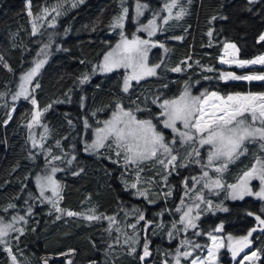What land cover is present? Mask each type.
<instances>
[{
    "label": "trees",
    "instance_id": "obj_1",
    "mask_svg": "<svg viewBox=\"0 0 264 264\" xmlns=\"http://www.w3.org/2000/svg\"><path fill=\"white\" fill-rule=\"evenodd\" d=\"M30 2L32 17L28 15L29 0H0V56H3L0 93H4L0 97V219L11 222L14 216H24L27 220L23 225L24 234L18 235V240L12 236L8 241L17 264H42L44 258L49 264H64L59 256L68 253H71L68 256L77 258L74 264H143L140 256L145 243L148 246L154 244V248L158 249L154 257L151 253L149 262L162 264L163 259L176 254V249L181 248L184 240L190 241L195 249L192 259L200 254V250L207 252L211 247L209 233L215 222H224L226 231L236 235L252 228L253 217L261 216L263 203L253 199L230 202L224 201L225 197L220 205L228 210L220 212L218 206L212 203L214 207L210 208L208 216L212 221L206 226L200 225L203 235H196V230H182L175 206L180 202V192L186 191L180 183L190 181L192 174H161L163 172L158 165H141L145 170L139 173L140 176L154 177L159 181L160 177L169 176V187L174 189V200L169 203L175 218L172 221L165 215L162 202L150 205V198H141L136 189L126 187V176L129 174L136 181L137 171L134 166L125 167L122 156L116 157L115 152L108 148L96 155L85 152V142L91 131L84 122L87 120L89 126L98 127L111 116L116 102L126 110H135L139 105L144 109L135 112L139 118H153L152 114L160 112L158 104L163 99L178 96L186 86L195 92H264V81L225 82L219 78L221 72L230 71L219 63L225 41L237 45L240 59H253L264 54V42H257L264 33V0L255 4H249L248 0H191L190 4L187 0H178L173 15L180 6L187 9V15L181 20L172 19L168 24L161 25L163 31L157 34L156 40L164 48L158 46L151 52L150 63L161 64L158 75L133 84L127 93L122 91L123 71L104 76L92 71L120 38V29L112 30L109 24L114 16L122 12L121 0H84L76 7H72L71 0H66L61 8L63 14L55 19V27L48 26L56 15L54 12L37 21L41 25L37 35H32V21L37 15H44L43 9L51 8L57 0ZM137 3L149 7L148 17L154 13L163 17L168 15L163 10L165 0H123V7L128 9L123 31L128 35L137 27L134 13ZM209 31L213 33L211 37L207 35ZM46 44L49 46L45 49L47 62L33 82V87L36 83L40 87L32 91L29 99L14 101L12 95L20 76L36 60L44 58L38 54ZM184 61L186 63H182ZM176 66L183 70L179 73L170 71ZM207 68L213 71H206ZM255 71L264 72V68ZM83 73H87L90 79L81 84ZM32 97L37 100V108L31 104ZM157 97L159 100L154 104L153 100ZM49 105L48 111L43 112ZM34 109L42 113L35 131L39 140L44 127L48 128L46 139L41 141L43 148L33 147L30 139L32 129L27 127ZM254 154L264 157L259 145ZM254 154L249 152L229 166V183H235L241 171L251 166ZM52 156H60L61 159L52 161ZM69 160H72L71 164ZM113 160L118 162L113 163ZM49 166L61 168L58 179L63 184V199L59 207L74 212H87L89 208H94L96 215L114 216L116 219L110 230L106 218L88 221L72 216L69 220V216L57 213L52 205L40 200L35 177ZM187 191L193 194V200L198 193H204L198 186L193 188L192 183L188 184ZM216 196L211 194L205 198L219 202ZM9 204L15 207L9 208ZM29 208L31 215L28 214ZM133 208H139L143 213L155 211L158 218L161 215L155 222L145 219L153 222L155 228L166 222L163 233L159 237L145 233L143 244L141 228L143 224L145 227L148 225L145 221L137 223L136 214H126L131 213ZM212 210H215L214 214ZM248 212L254 215L249 216ZM58 215L61 216L59 220L56 219ZM261 217L264 218V215ZM173 222L177 223L179 232L173 228ZM132 224L137 227L131 228ZM128 236H135L138 243L133 244L129 240L125 244ZM132 247L136 249L134 253L130 251ZM255 250L262 253L260 264H264V234L256 241ZM0 264H12L3 245H0Z\"/></svg>",
    "mask_w": 264,
    "mask_h": 264
},
{
    "label": "snow or ice",
    "instance_id": "obj_2",
    "mask_svg": "<svg viewBox=\"0 0 264 264\" xmlns=\"http://www.w3.org/2000/svg\"><path fill=\"white\" fill-rule=\"evenodd\" d=\"M66 0H57L51 8L45 7L43 9L44 15H37L32 21V35L39 33L41 25L37 22L39 20L46 19L47 15L55 13L52 22L48 24L49 27H55L56 17L62 15L61 8ZM84 0H71L72 7H76L78 4H82ZM190 4L191 0H187ZM258 0H248L249 4H255ZM122 12L114 16L109 24L112 30L120 29L119 42L115 44L109 51L103 56L102 63L93 68V73L97 70L102 73H109L117 69H124L125 75L123 78L122 90L127 93L131 87V82L136 81L139 83L147 77L157 76V69L160 68V63L149 64V52L154 47L164 48L163 44H157L152 40V37L157 32H162L163 28L157 24V20H161L163 24H168L172 19L181 20L187 15V9L180 6L178 12L173 15V9L178 6V0H165L163 10L167 12V16H159L154 13L153 18L148 21L147 24H139V17L143 15V11L146 5L137 3L136 5V17H137V31L147 34L148 38H141L135 33L131 38L123 31L125 26V19L128 14V9L123 7V0H121ZM29 17L33 16L31 11V2L29 0ZM213 20L217 17H212ZM221 19H227V17H221ZM212 31H209L207 35L212 36ZM175 39H183V37H175ZM259 42H264V34H261L258 38ZM211 44V41L209 42ZM49 46L46 44L44 48L40 50L38 55H43V59H38L34 62V66L25 71L19 78L20 83L18 90L12 95V99L15 101L21 97L29 99L31 92L29 86L32 85L33 79L39 74L41 68L47 62L48 53L45 51ZM223 55L220 57L221 64L235 65L238 68H246L250 66L260 65L264 67V55H258L253 59H240L238 58L239 48L235 43L225 41L223 45ZM168 49L165 48V52ZM0 63H3V56H0ZM186 63V61L182 62ZM4 67H8L4 64ZM12 71L11 68H8ZM183 69L180 66H176L170 69L172 72H181ZM206 71H213L212 68H207ZM219 78L225 82L227 81H264V72H252L248 74H236L234 72H221ZM90 79L87 73L82 74L80 83L84 84ZM206 79H210L206 77ZM39 83H36L32 88H39ZM167 87V85H165ZM4 93H0V97H3ZM159 97L153 100V103H157ZM135 103V101H133ZM31 104L34 108H37V100L32 97ZM51 107H45L43 112H47ZM160 112L158 114H152L156 123L153 122V118L141 119L135 115L137 111H144L139 105L135 110H126L119 102L115 104V110L111 113V118L103 121V127L94 129L95 139L90 143H86L85 151L91 153L98 152L100 149L108 148L115 152L116 157H123V164L125 167L129 165L134 166L137 171L136 183L130 185L131 188H137V184L141 182L139 173L145 169L141 165L148 164L149 167L160 165L164 170L171 174L178 166L187 167L186 163L176 164V161L180 157V148L185 145H192V149L187 153L185 159L194 163H201L200 160H192L193 153L196 157H200V149L208 146L207 150V163L203 164V175L199 179L193 177L192 179L199 183L200 180L205 179L204 187L211 192L213 189H226L228 195L233 200H243L246 196H253L259 200L264 201V157L255 156L254 163L251 167L241 171V174L236 177L235 183L226 184L223 179V174L227 172L230 164L235 163L241 156L246 155L248 152V144H259L260 151L264 152V92H247V93H226L221 94L218 91H202L199 95H193L189 88L186 86L184 90L178 95L171 98L163 99L158 104ZM40 111H33L31 122L27 124V127L31 130L34 124L40 123ZM11 116H9V120ZM7 123V121H5ZM163 125L164 129H170L173 133V137L170 141L166 140V136L162 130H158V125ZM85 127H89L88 121L84 122ZM48 128L44 127V134L41 135L38 141L35 138V134L30 131V139L33 147L43 148V141L46 139ZM177 137L179 138L177 140ZM179 144L180 147H174ZM198 145V147L196 146ZM59 141H57V147H59ZM49 155L51 152L49 151ZM60 156H52V161L60 160ZM73 160L75 157L72 158ZM111 159V157H109ZM113 163H117L118 160H113ZM148 162H153L149 164ZM51 163V161H49ZM69 164L72 160L68 161ZM171 169V171H169ZM206 169H212L216 173V178L213 179L209 176V172ZM61 171L60 168L52 166L45 170L44 175L36 176V185L39 188L40 197L52 205L53 209L57 213H63L69 217L79 216L88 221L101 220L106 218L109 221V230L111 224L115 222V217H103L102 215H96L94 208H89L87 212H74L71 210H65L59 207L60 200L63 199L61 193L63 186L54 178L55 174ZM82 171V169H81ZM77 175L79 173H76ZM167 182V176L164 177ZM259 181V188L257 191L253 190L252 181ZM128 187L129 185H127ZM185 195L188 194V182L184 181ZM47 191L51 192V197L46 196ZM137 194L147 199V190H138ZM171 191L164 193L165 196H171ZM207 203L208 207H212V201L206 200L202 193H198L193 201L192 206H186L187 210L182 211L181 208H177V212H181L179 223L184 226V229L197 228L196 221L199 219V214L193 216L192 212L195 209H199V204ZM152 203L153 201H149ZM181 205L184 206V200L181 199ZM9 208H14V204H9ZM220 207V206H218ZM6 210V209H5ZM220 210L227 211L228 209L220 207ZM264 212V207L261 208ZM28 214L31 215V209L29 208ZM128 215L136 214L137 223L139 221H145L148 226H151V221H147L143 212L139 208H133ZM249 216H253L254 213L248 212ZM57 220L61 219V216L56 217ZM255 220L260 226L259 228H252L247 235L240 237H233L229 235L227 240H223L215 235L209 233V239L212 241V247L208 248V256L206 258L197 257L191 261V264H215L216 251L219 248L226 247L228 251L232 253L233 259H235L239 253L243 252L245 248H248L252 244L250 239L254 232H264V218L260 215H255ZM13 222H5L0 219V245L4 246V250L8 252L11 257L12 264H17L16 256L12 254L9 242L5 239L12 232H18L20 235L24 234L23 227H16V223H27L24 216H14ZM173 228H176V222H173ZM135 229L136 224L130 225ZM216 232L223 231V225L215 229ZM199 235L200 233H195ZM169 237L172 233H168ZM19 239V236L16 237ZM129 240L133 244L138 243L135 236H128L125 239V244L129 243ZM191 242L184 240L181 242V247H186ZM199 247V245H195ZM131 252H135L136 249L132 247ZM71 254V253H68ZM149 246L147 243L143 245V255L140 259L143 261L146 257L150 256ZM185 259L190 257L192 253L190 251H184L181 253L180 248L176 249L175 261L176 264H180V256ZM257 258V251L251 252V254H245L244 261H248L249 264ZM43 264H48L46 258L43 259ZM68 264H72L71 260ZM242 264V262H241Z\"/></svg>",
    "mask_w": 264,
    "mask_h": 264
},
{
    "label": "rangeland",
    "instance_id": "obj_3",
    "mask_svg": "<svg viewBox=\"0 0 264 264\" xmlns=\"http://www.w3.org/2000/svg\"><path fill=\"white\" fill-rule=\"evenodd\" d=\"M141 5H145V4H142V3H140ZM148 12H149V7L146 5V8L144 9V11H143V15H141L140 17H139V24H147L148 23V21L150 20V19H152L153 18V15L152 16H147V14H148ZM135 23L137 24V17H136V7H135ZM157 14H159V13H157ZM159 16H161V14H159ZM157 24L158 25H162L163 24V22L161 21V20H157ZM137 27H138V24H137ZM137 27H136V29H135V31L134 32H132L130 35H128L127 33H125L126 35H128L129 36V38H131V36H132V34L133 33H135L136 35H139L141 38H148L147 37V34L146 33H143V32H138L137 31ZM159 32H157V34H158ZM157 34L155 35V36H153L152 37V40H154V41H156L157 42V44H158V41L156 40V36H157ZM264 34V33H263ZM117 42H119V40L117 41ZM116 42V43H117ZM115 46V45H114ZM113 46V47H114ZM158 47V46H157ZM157 47H154V48H152L151 50H150V52H149V64H151L150 63V56H151V52L155 49V48H157ZM261 55H264V54H261ZM102 61H103V58H102V60L100 61V63H102ZM99 63V64H100ZM219 63H220V57H219ZM46 64V63H45ZM221 64V63H220ZM221 65H223V66H226V67H228L229 69H230V71H224V72H234V73H236V74H248V73H252V72H257V73H259V71H255V69H260V68H264V67H262V66H260V65H255V66H250V67H246V68H243V69H241V68H238V67H236L235 65H228V64H221ZM34 66V65H33ZM32 66V67H33ZM45 66V65H44ZM44 66L41 68V70H40V72L42 71V69L44 68ZM158 70H159V68L157 69V75H158ZM118 71H123L124 72V75H125V70L124 69H117V70H114V71H112V72H109V73H102V72H100V71H96L97 72V74L98 75H102V76H104V75H110V74H113V73H115V72H118ZM40 72H39V74H40ZM38 74V75H39ZM37 75V76H38ZM36 76V77H37ZM35 77V78H36ZM156 77V76H155ZM155 77H147V78H145L144 80H148V79H152V78H155ZM35 78L33 79V81H32V85H30L29 86V90H30V92H31V94H32V88H33V82H34V80H35ZM144 80H141L140 82H142V81H144ZM237 82H246V81H237ZM253 82H260V81H253ZM19 83H20V80H19ZM19 83H18V85H19ZM135 83H137L136 81H132L131 82V87L133 86V84H135ZM246 83H249V82H246ZM18 85H17V88H16V91L18 90ZM130 87V88H131ZM122 88H123V86H122ZM130 90V89H129ZM189 90L192 92V94L193 95H199V93L200 92H202V91H200V92H195L192 88H189ZM123 91V90H122ZM124 92V91H123ZM20 99H24L23 97H21V98H19V99H17V101H19ZM16 101V100H15ZM33 111H36L35 109L33 110ZM32 114H33V112H32ZM32 114L30 115V122H31V119H32ZM136 115V114H135ZM137 116V115H136ZM138 117V116H137ZM111 118V116H109L107 119H110ZM139 118V117H138ZM107 119H105V120H107ZM141 119H148V118H141ZM105 120H103V121H105ZM153 122L154 123H156L154 120H153ZM38 125L39 124H34V126H33V128H32V133H34L35 134V131L37 130V127H38ZM98 127H103V122L98 126ZM98 127H94V126H89V129H90V131H91V134H90V137L86 140V142H85V145H86V143H88V144H90L94 139H95V135H94V129L95 128H98ZM158 130H162L163 131V133L165 134V136H166V140H168V141H170L171 139H172V137H173V133L171 132V130L170 129H164L163 128V125H162V123L161 124H159L158 125ZM41 135H44V133H40V135H39V138L41 137ZM35 138L39 141V139H38V137H37V135L35 134ZM179 138L177 137V140H178ZM257 145H259V144H248L247 145V147H248V152H247V154L246 155H243V157L244 156H247L248 155V153L249 152H253V154H254V152H255V149H256V147H257ZM197 147H198V145H196ZM174 147H177V148H179L180 147V145L179 144H177V145H174ZM105 149H107V148H103V149H100L98 152H94V153H89V152H87V151H85L87 154H89V155H96V154H99L101 151H103V150H105ZM191 149H192V145H185L183 148H180V153H181V155H180V157L178 158V160L176 161V164L177 165H180L181 163H186L187 164V167H177L174 171H171V169H169V171H171L173 174H176V175H182L183 173L184 174H186V173H191L192 175H191V177L189 178V180L190 181H187L188 182V184H191L192 183V186H193V188L194 187H196V186H198V188L201 190V191H203L204 193H202L203 195H204V197H206L207 195H211V194H215V195H217L215 198H217L216 200H218L219 202H212L213 203V205L216 207V206H220V207H223V208H225L224 206H222V205H220L221 204V200H224V198H225V200L224 201H230V202H243L244 200H247V199H253V200H255V201H259V202H261V203H263V205H262V207H264V201H262V200H259V199H257V198H255V197H253V196H246L243 200H239V199H237V200H233V199H231L230 198V196L228 195V190H226V189H213L211 192L209 191V189H207V188H205L204 187V183H205V180L207 179V178H205V179H202V180H200V182L199 183H196L192 178L193 177H195V178H197V179H199L200 177H202V175H203V164H206L207 163V150H208V146H205L204 148H201L200 149V152H201V155H200V157H196L195 156V154L193 153V156H192V160H200L201 161V163H194V162H190L189 160H187V159H185L186 157H187V153L188 152H190L191 151ZM254 157H255V154H254V156L252 157V161H251V166H252V164L254 163ZM241 158H242V156H241ZM240 159V158H239ZM238 159V160H239ZM237 160V161H238ZM236 161V162H237ZM149 163H152V162H149ZM192 165H194V166H192ZM232 164H230L229 166H231ZM159 166V168L161 169V171L163 172V173H161V174H167L168 175V171H166V170H164L163 169V167L162 166H160V165H158ZM196 166H197V168H196ZM250 166V167H251ZM52 166H49L47 169H49L50 170V168H51ZM229 168V167H228ZM61 169V168H60ZM208 172H209V176L211 177V178H213V179H215L216 178V173L212 170V169H206ZM61 171H58L56 174H55V179L63 186V184H62V182L58 179V174L60 173ZM228 170H227V172H225L224 174H223V179H224V181H225V183L226 184H230L229 182H228V180H227V176H228ZM45 174V172L44 173H40V174H38V175H44ZM37 175V176H38ZM131 175V174H130ZM166 175V176H167ZM171 175V174H170ZM167 177H169V176H167ZM36 178V177H35ZM140 178H141V182L139 183V184H137V188H135L137 191L138 190H140V191H143V190H147V197L148 198H150L149 200H151V201H153L152 203H150V205H154V204H157V203H159V202H162L163 204H164V206H165V215L166 216H169L170 218H171V220L173 221L174 220V215L172 214V211H171V206L169 205V203L170 202H172L174 199V197H173V194H171V196H165L164 195V193H167V192H169V191H171V193H173V191H174V189H172L171 187H169V180L167 179V182H165V180H164V177L162 178V177H160L161 179H160V181L157 179V178H154V177H146V176H140ZM136 179V178H135ZM125 182H127V185H131V184H133V183H136V181H133L131 178H130V176H129V174H128V176H126V178H125V180H124ZM184 181L185 180H183L180 184L183 186L182 187V189H185V185H184ZM160 182H163L162 184L160 183ZM35 183H36V179H35ZM36 187H37V185H36ZM252 187H253V190L254 191H257L258 190V188H259V181L258 180H253L252 181ZM37 190H38V194H39V188L37 187ZM177 192H178V189L176 190ZM194 191H196V190H194ZM220 192V193H219ZM179 193V192H178ZM45 195L46 196H49V197H51V192L50 191H47L46 193H45ZM138 195V194H137ZM139 196V195H138ZM39 197H40V194H39ZM139 197H141V198H144L143 196H139ZM220 198V199H219ZM40 200H42V202L43 203H45V204H49L48 202H46V201H44L41 197H40ZM194 201V200H193ZM193 201L191 202V203H184V206H182L181 205V203L179 202L178 204H176V208L175 209H177V208H181L182 209V211H186L187 210V207L186 206H192L193 205ZM195 203H197V204H199L200 206H199V209H195L194 208V210H193V212H192V215L193 216H195V215H197V214H199V219L196 221V224H197V228H196V230L200 227V225L201 226H206L208 223H210L211 221H212V219H210V217H208L211 213V211H210V208L208 207V205H207V203H201L200 201H195ZM51 205V204H50ZM212 205V206H213ZM213 206V207H214ZM220 207H217L218 208V210L221 212V210H220ZM202 209V210H201ZM176 213L178 214H180L181 215V212H177L176 211ZM214 214V213H213ZM262 214L264 215V212H262ZM262 214H261V216H262ZM180 215H179V218H180ZM69 220H70V217H69ZM11 222H13V221H11ZM25 223H23V222H18V223H16V227H23V225H24ZM200 224V225H199ZM176 225H177V223H176ZM181 224L179 223V226H180ZM137 227V226H136ZM181 227H182V230H185L184 229V226L183 225H181ZM193 228H188V229H186L185 231H190V230H192ZM194 230V229H193ZM199 230H201V229H199ZM176 231L177 232H179V228H176ZM18 235H20L18 232H12V233H10L9 234V236L8 237H6L5 239L7 240V241H9L10 240V237H12V236H14L13 238L15 239ZM212 235H215V236H217V237H219V238H221V239H223V240H227V237L229 236V235H231V236H233L234 237V235H232V234H230V233H225V235L223 236V235H217L216 233H215V229L212 231ZM211 247H212V241H211ZM188 249V248H187ZM226 250H228L226 247H224V248H219L217 251H216V261H215V264H220V262H221V258H223L224 257V255H225V251ZM186 251H188V250H186ZM255 251H257V258H255L252 262H251V264H260V261L263 259V256H262V253L260 252V251H258V250H255ZM183 253V252H182ZM194 253H196L195 251L194 252H192V255L194 254ZM251 253H249V255H250ZM176 255V254H175ZM175 255H173L172 256V260H171V262H172V264H176V261H175ZM191 255V256H192ZM191 256L190 257H188L187 259H185L182 255L180 256V264H191V261L193 260V259H195V258H197V257H201V258H206L207 256H208V250H207V252H205L204 250H200V254L197 256V257H195V258H191ZM146 258H148V257H146ZM186 260L185 262H182L181 260ZM241 262H242V264H249V262L248 261H244L243 260V258L240 260V262L238 263V264H241ZM165 264H168L166 261H165Z\"/></svg>",
    "mask_w": 264,
    "mask_h": 264
},
{
    "label": "flooded vegetation",
    "instance_id": "obj_4",
    "mask_svg": "<svg viewBox=\"0 0 264 264\" xmlns=\"http://www.w3.org/2000/svg\"><path fill=\"white\" fill-rule=\"evenodd\" d=\"M172 194H174V193H172ZM183 196V197H182ZM173 197H174V195H173ZM174 199V198H173ZM179 199H180V201H181V199H183L184 200V203L186 204H188V203H191L192 202V200H193V194L191 193V192H189L188 191V194L187 195H185V193H182V192H180V195H179ZM144 210H145V208H144ZM144 214V216H145V218H149V219H151V220H153V222H155L154 220H159L160 218H161V215H159V218L157 217V215H156V212L155 211H153V212H144L143 213ZM180 215V214H179ZM165 216V215H164ZM254 218V224H253V226H252V228H254V227H256V228H259L260 226L257 224V221L255 220V217H253ZM164 219V218H163ZM174 220H175V218H174ZM165 221V220H164ZM153 222L151 223V226H148V227H145L144 226V224H143V227L141 228V237H142V240H143V244H144V235H145V233H147V235H149V233H152V236H155V237H159L162 233H163V231H164V224L166 223V222H163V223H160V225H159V227H157V228H155V226L153 225ZM143 223V222H142ZM223 225V231H221V232H216L215 231V233L217 234V235H225V233H228L227 231H226V225H225V223L224 222H221V221H218V222H215L214 224H213V229L210 231V233L212 234V231L214 230V229H216L217 227H219L220 225ZM200 225V224H199ZM252 228H249L248 230H246L245 231V233L244 234H242V235H236V234H232V235H234V237H240V236H244V235H247V233L252 229ZM200 229V227L196 230V228L193 230H190V231H197V232H199L200 234L198 235V236H200V235H203V230L201 229V230H199ZM264 234V232H260V231H256V232H254L253 233V235H252V237L250 238L251 240H252V244H251V247L254 249L253 251H255V247H256V241L257 240H259V238H260V236L261 235H263ZM206 237L208 236L207 234L205 235ZM155 240V239H154ZM170 244V243H169ZM149 247H150V249H149V251H150V253H153V257H154V254H156V252L158 251V249H155L154 247V244H153V246H150L149 245ZM188 248V249H187ZM186 250H188V251H190L191 253L192 252H194V248H193V246H192V244H190V245H187L185 248H180V251H181V253L182 252H184V251H186ZM67 255V257H63V258H61L60 260L64 263V264H68V261L69 260H71V262H72V264H74V262L76 261V257L74 256H72V257H70V256H68L69 254H66ZM71 255V254H70ZM141 255H143V249H142V252H141ZM149 257L150 256H148V258H145L143 261H142V263L143 264H155V261L153 262V263H151V262H149L150 261V259H149ZM171 260H172V255H170V256H168L167 258H165V259H163V261H162V264H165V261L168 263V264H172V262H171ZM182 262H185L186 260H181ZM240 262V260H238V259H233V256H232V253L230 252V251H228V250H226L225 251V255H224V257L223 258H221V262H220V264H238ZM42 264H43V262H42ZM49 264V263H48Z\"/></svg>",
    "mask_w": 264,
    "mask_h": 264
},
{
    "label": "water",
    "instance_id": "obj_5",
    "mask_svg": "<svg viewBox=\"0 0 264 264\" xmlns=\"http://www.w3.org/2000/svg\"><path fill=\"white\" fill-rule=\"evenodd\" d=\"M254 249L250 246L248 248H245L243 252L239 253V255L236 257V259H241L242 257H244V255L247 253L252 252ZM67 255H61L59 256L60 258L66 257Z\"/></svg>",
    "mask_w": 264,
    "mask_h": 264
},
{
    "label": "crops",
    "instance_id": "obj_6",
    "mask_svg": "<svg viewBox=\"0 0 264 264\" xmlns=\"http://www.w3.org/2000/svg\"><path fill=\"white\" fill-rule=\"evenodd\" d=\"M202 210V209H201ZM213 211V210H212ZM213 213H215V210L213 211Z\"/></svg>",
    "mask_w": 264,
    "mask_h": 264
}]
</instances>
